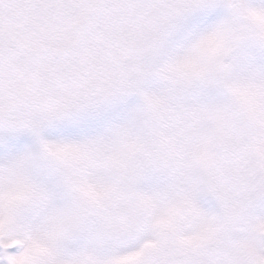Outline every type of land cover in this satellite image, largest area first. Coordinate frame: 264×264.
Returning <instances> with one entry per match:
<instances>
[{
	"label": "snow or ice",
	"instance_id": "1",
	"mask_svg": "<svg viewBox=\"0 0 264 264\" xmlns=\"http://www.w3.org/2000/svg\"><path fill=\"white\" fill-rule=\"evenodd\" d=\"M0 264H264V0H0Z\"/></svg>",
	"mask_w": 264,
	"mask_h": 264
}]
</instances>
